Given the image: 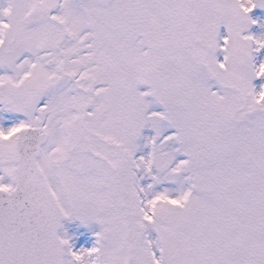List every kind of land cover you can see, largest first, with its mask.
<instances>
[{"label": "snow or ice", "instance_id": "snow-or-ice-1", "mask_svg": "<svg viewBox=\"0 0 264 264\" xmlns=\"http://www.w3.org/2000/svg\"><path fill=\"white\" fill-rule=\"evenodd\" d=\"M0 264H264V0H0Z\"/></svg>", "mask_w": 264, "mask_h": 264}, {"label": "rangeland", "instance_id": "rangeland-1", "mask_svg": "<svg viewBox=\"0 0 264 264\" xmlns=\"http://www.w3.org/2000/svg\"><path fill=\"white\" fill-rule=\"evenodd\" d=\"M89 239L91 240V239H94L92 236H91V234H89Z\"/></svg>", "mask_w": 264, "mask_h": 264}]
</instances>
